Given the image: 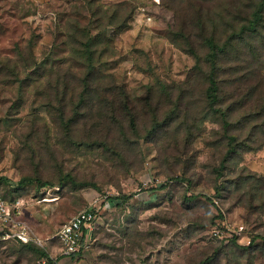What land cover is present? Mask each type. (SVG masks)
Masks as SVG:
<instances>
[{"label":"rangeland","instance_id":"374dc122","mask_svg":"<svg viewBox=\"0 0 264 264\" xmlns=\"http://www.w3.org/2000/svg\"><path fill=\"white\" fill-rule=\"evenodd\" d=\"M96 1L112 9L124 5L125 0ZM127 1L133 12L122 29L107 28L112 44L100 57L98 69L113 73L124 83L133 101L145 94L156 78L175 92L180 84L195 92L193 57L169 38L175 11L162 0ZM84 4L85 0H0V61L16 64L14 69L23 77L54 44L57 49L51 50L52 56H66L67 46L62 42L68 38V19L75 17L83 25L95 21ZM89 29L91 34L98 31L92 24ZM6 76L0 68V175L16 183L22 173L33 171L20 158L14 160L12 149L18 146L16 134L31 119L28 113L33 111L34 89L27 87L23 107L6 117L5 124L18 85ZM38 112L49 119L42 107ZM204 125L193 146L195 162L184 163L190 169L189 180L175 177L181 175L183 165L160 166L158 158L165 153L151 142L142 144V161L135 158L125 170L121 165L115 167L99 150L65 149L52 138L54 148L61 151L56 158L63 167L80 180L96 182L99 189L82 184L40 186L32 178L23 190L13 191L11 195L23 200L21 218L30 226L34 243L44 247L55 264H196L202 259H211L210 264H264V207L255 202L251 207L245 202L238 204L229 193L232 177L242 169L264 174V145L259 150H241L229 161L219 179L225 186L218 193L217 176L210 172L213 149L203 142L218 124L209 120ZM55 165L51 158L41 164L45 173ZM122 194L128 195L127 199L118 198ZM92 207L98 211L97 223L86 250L75 257L62 255L57 230L77 211ZM233 237L243 247L252 241L250 250L237 249L230 243ZM9 244L0 245V264L39 263L33 261L30 250L11 252Z\"/></svg>","mask_w":264,"mask_h":264},{"label":"trees","instance_id":"16d2710c","mask_svg":"<svg viewBox=\"0 0 264 264\" xmlns=\"http://www.w3.org/2000/svg\"><path fill=\"white\" fill-rule=\"evenodd\" d=\"M162 3L175 11L171 42L193 57V78L198 88L195 92L193 88L187 89V84L178 85L175 92L167 82L156 78L145 94L133 101L124 83L113 73L98 69L100 57L112 44L111 35L106 36L107 28L122 29L133 12L127 0L112 9L102 7L96 0H85L83 6L96 21L91 24L98 31L91 34L90 23L83 25L79 19L70 17L68 38L62 42L67 46V55L54 58L52 51L57 49L54 44L23 77L14 69L16 64L0 61L3 74H7L10 82H18L10 103L12 113L5 116V124L6 117L23 107L27 87L34 89L30 103L33 111L28 113L31 119L16 134L18 146L12 149L14 160L20 158L33 171L22 173L16 183L0 175V185L5 186L0 195L4 199L15 200L12 192L23 190L32 178L40 186L82 184L99 189L96 182L80 180L76 173L63 167L56 158L61 151L54 148L52 138L65 149L99 150L115 167L121 165L125 170H129L135 158L142 161V144L151 142L165 153L158 158L160 166H184L181 175H175L184 180L190 170L185 167L187 161L195 162V140L202 136L204 122L213 120L218 127L202 140L213 149L212 162L216 164L210 165V172L217 176L218 193L225 186L219 179L229 161L241 150L262 148L264 0H162ZM109 53H113V47ZM39 107L48 114V120L39 116ZM48 158L56 165L51 170L48 167L45 173L41 164ZM167 175L175 178L171 173ZM231 180L229 193H233L238 204L245 202L251 207L255 202L264 207V174L242 169ZM127 197L118 196L122 200ZM234 239L230 243L237 249L250 250L252 241L243 247ZM5 242L10 243L11 252L30 250L33 261L46 258L47 264H55L45 248L33 240L0 239V245ZM85 250L82 248L70 256ZM210 262L211 259H202L196 264Z\"/></svg>","mask_w":264,"mask_h":264},{"label":"built area","instance_id":"2783aa9c","mask_svg":"<svg viewBox=\"0 0 264 264\" xmlns=\"http://www.w3.org/2000/svg\"><path fill=\"white\" fill-rule=\"evenodd\" d=\"M140 10L143 11L144 8L140 7ZM147 18L151 17L147 16ZM43 201H45L44 198ZM22 207L23 200L19 197L8 202L0 195V229L2 231L0 239L21 237L34 241L30 226L21 218ZM97 212L93 207L79 210L60 226L56 232V238L61 243L62 255L70 256L88 246L87 242L93 237L96 228ZM39 263L47 264V259L43 258Z\"/></svg>","mask_w":264,"mask_h":264}]
</instances>
